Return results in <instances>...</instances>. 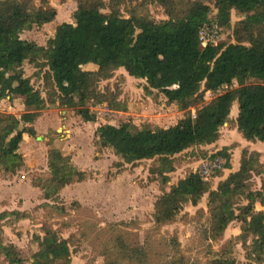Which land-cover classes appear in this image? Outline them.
<instances>
[{"label":"trees","instance_id":"obj_1","mask_svg":"<svg viewBox=\"0 0 264 264\" xmlns=\"http://www.w3.org/2000/svg\"><path fill=\"white\" fill-rule=\"evenodd\" d=\"M150 1H156L167 18L155 19L148 7ZM75 2V27L55 31L43 45L20 35L41 24L52 13H48L50 6L36 5L32 0H0V100L8 95L18 96L25 108L19 117L0 111V173L14 174L24 164L19 147L24 133L35 134L31 123L42 103L75 107L89 93L96 92L100 79L111 77L120 67L129 75L142 78L145 86L161 92L168 102H175L184 114L167 127L101 123L95 129L97 140L102 146H110L126 162L154 158L158 166H151L152 173L160 169L164 183L169 180L165 172L172 169L175 153L216 141L225 123L234 121L246 140L264 141V0H128L126 14L121 8L122 0ZM213 10L212 23L209 15ZM232 12L239 17L233 24ZM215 25L220 27L216 28L217 34L227 29L228 39L208 41L202 46L201 31ZM25 60L46 67L45 96L30 76L17 71ZM90 63L93 68L88 67ZM206 90L213 96L200 105ZM104 99L116 106L113 97ZM234 103L238 112L232 120ZM193 107L197 108L192 115ZM79 111L85 120L95 119L86 108ZM217 155L224 156L226 164L230 162L227 147L210 157ZM47 170L46 176L33 177L32 184L40 189L44 199L39 205L54 208L60 190L80 180L85 172L58 150L49 154ZM253 175L259 177V187H252ZM206 193L210 237H219L231 220H240L241 232L237 237L244 246L247 264H262L264 208L255 209L257 200L264 206V162L259 153L242 149L237 169L215 187L209 179L190 174L170 184L160 201L156 224L171 223L185 203L197 205ZM29 215L26 210L0 213L10 223ZM121 233L117 229L111 231L113 251L106 253L103 264H119L137 249ZM0 253L6 264L71 263L69 237H63L47 221L42 222L40 233L34 235L29 257L1 240ZM227 253L216 252L219 256L207 258L205 264H233V257ZM181 262V258L175 257L163 264Z\"/></svg>","mask_w":264,"mask_h":264},{"label":"rangeland","instance_id":"obj_2","mask_svg":"<svg viewBox=\"0 0 264 264\" xmlns=\"http://www.w3.org/2000/svg\"><path fill=\"white\" fill-rule=\"evenodd\" d=\"M32 1L36 5H49L48 13L50 10L52 13L44 17L41 24L24 30L20 35L22 38L44 45L55 31H70L75 27L72 18L75 0ZM127 7L128 0H122L124 14ZM148 7L155 19L167 18L156 1H150ZM214 13L215 10L209 15L212 23ZM238 18L232 12L231 24ZM226 30L218 34L221 40L228 39ZM88 67L93 68L94 65L90 63ZM45 69L42 65L25 60L17 71L30 76L34 86L45 96ZM212 96L206 90L200 105L206 104ZM105 97H113L116 106L112 107ZM236 105L234 103L231 108L232 120L236 117ZM81 107L94 113L95 119L85 120L79 111ZM197 107L191 108L192 115ZM39 109V114L31 123L35 134L24 133L19 147L24 164L14 174L0 173V213L26 210L30 214L14 223H10L8 217H0V240L4 244H13L21 255L29 257L34 246V235L40 233L42 222L47 221L63 237H69L70 264H103L106 253L113 251L111 231L115 229L122 231L121 235L127 243H133H130L131 247L137 248L119 264H163L175 257L181 258L182 264H205L207 258H217L219 255L214 253L222 250L233 257V264H247L244 246L237 237L241 232L240 220H231L217 238L208 234L207 193L197 205L185 203L171 223L161 225L155 222L160 201L169 185L186 174L196 176L195 170L199 169L201 160L227 147L230 162L209 175V181L215 187V179L219 178L216 175L226 173L232 163L236 165L235 154L239 155V163L242 149L260 146L258 140L243 138L234 121L221 126L215 146L198 144L175 153L172 156V169L165 172L169 180L164 183L160 169L152 173L151 166H158L154 158L123 161L110 146L100 145L95 134L97 125L101 123L121 126L131 122L139 127H167L183 116L184 111L175 102H168L161 92L145 86L142 78L131 76L120 67L114 70L111 77L100 79L96 92L89 93L75 107L64 108L44 102ZM0 111L19 117L25 108L18 96L8 95L0 100ZM53 150L68 155L70 162L85 174L80 180L65 185L59 192V201L53 202L55 207L49 208L39 205L44 199L40 189L32 184V178L48 174L47 158ZM258 153L264 162L263 146ZM259 185V177L253 175L252 187ZM262 208L264 206L257 200L255 209ZM0 264H6L1 253Z\"/></svg>","mask_w":264,"mask_h":264},{"label":"built area","instance_id":"obj_3","mask_svg":"<svg viewBox=\"0 0 264 264\" xmlns=\"http://www.w3.org/2000/svg\"><path fill=\"white\" fill-rule=\"evenodd\" d=\"M216 28L217 27L215 25V27H209L206 26L200 33L199 36V43L203 46L205 45L208 41H212V42H217L218 40H220L221 37H219V35L216 32ZM226 163V159L224 156L221 155H217V156H213V157H208L205 158L204 160L200 161V166L198 170L196 171V177H200L202 179H209V175L214 172L216 169H221L222 167H224Z\"/></svg>","mask_w":264,"mask_h":264},{"label":"crops","instance_id":"obj_4","mask_svg":"<svg viewBox=\"0 0 264 264\" xmlns=\"http://www.w3.org/2000/svg\"><path fill=\"white\" fill-rule=\"evenodd\" d=\"M236 106H237V105H236ZM236 112H238V109H237V108H236ZM236 115H237V113H236ZM216 141H217V140H216ZM257 143L260 144L259 147H257V146H251L250 148H252L253 150H256V151L258 152V151H260V148H261L262 146L264 147V141H259V140H258ZM215 144H217V142L214 141V142H212V143H210V144H207V146L210 145L211 147H213V146H215ZM199 146H203V145L200 144ZM207 146H206V147H207ZM240 153H241V152H240ZM208 155H209V154H208ZM238 158H239V155H238V154H235V155H234V162H236V165H237V166L235 165V163H234V164L232 163V166H231V167L229 166V167L227 168L228 171H227V172L225 171L226 173L223 172V174H220V176H219V175H218V176L216 175V177H219V178H218V179H215V183H217L220 179H223L224 177H226V175H227L230 171L237 169L238 164H239V163H238Z\"/></svg>","mask_w":264,"mask_h":264},{"label":"water","instance_id":"obj_5","mask_svg":"<svg viewBox=\"0 0 264 264\" xmlns=\"http://www.w3.org/2000/svg\"><path fill=\"white\" fill-rule=\"evenodd\" d=\"M193 177H196V176H194V175H192Z\"/></svg>","mask_w":264,"mask_h":264}]
</instances>
